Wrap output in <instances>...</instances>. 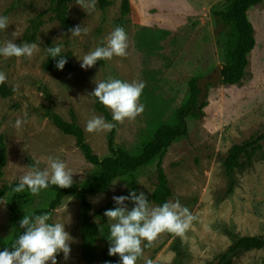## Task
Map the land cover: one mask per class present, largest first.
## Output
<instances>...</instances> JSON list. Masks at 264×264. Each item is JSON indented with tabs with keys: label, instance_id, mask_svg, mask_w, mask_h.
<instances>
[{
	"label": "rangeland",
	"instance_id": "obj_1",
	"mask_svg": "<svg viewBox=\"0 0 264 264\" xmlns=\"http://www.w3.org/2000/svg\"><path fill=\"white\" fill-rule=\"evenodd\" d=\"M52 0H0V15L7 16L9 25L0 30L2 46L15 33V43H25L24 35L31 20L46 10ZM233 0H131L132 13L126 24L120 26L121 0H112L106 8L84 10L74 0L68 6L72 27H86L87 33L71 37L69 29L57 20L47 17L36 41L38 49L29 57L0 55V71L7 76L5 83L12 89L9 95L0 91V132L7 148V163L0 174L3 183L19 181L31 170L27 156L41 160L40 168L48 167L47 157H58L73 173L74 182H82L94 172L78 149L73 136L63 133L52 121L42 115L48 99L40 86L46 85L52 94L55 110L70 119V109L76 112L78 122L94 152L103 157L108 153V131L89 133L86 123L93 116H102L99 100L90 93L95 82L109 77L126 82H144L148 87L146 100L139 98L144 110L135 119L118 123L117 142L133 150L144 139L145 129L153 119L158 124L173 122L176 111L189 100V82L210 78L217 67L229 60L235 43V29L220 21L214 12L229 8ZM255 28L256 45L249 54L246 75L239 84L208 83L207 105L197 118H187L188 133L175 140L162 158L169 185L173 191L169 202L178 199L182 206L197 217L184 238L164 232L152 246L144 247L137 264L152 259L155 264H216L218 258L232 243L233 235H264V141L253 154L240 159L236 168V184L227 193L229 183L225 157L230 147L242 143L255 133L264 131V0L248 10ZM117 26L123 27L128 37L126 56L97 61L87 70L78 60L98 46ZM139 26L169 29L171 34L161 41L162 49L146 59L134 42ZM31 44V43H30ZM62 46L70 54L73 69L47 70V47ZM147 65L158 71L156 84L143 75ZM17 87V91L13 88ZM200 90V89H199ZM157 95L156 104L150 98ZM154 99V98H151ZM111 114V110L105 107ZM27 113V116H25ZM22 124L15 126L16 120ZM157 160L132 175L129 181L117 178L104 192L89 196L93 210L91 219L98 225L111 221L100 219L96 212L115 196H128L135 190L144 193L151 206H159L153 198L157 187ZM129 209L133 202L125 200ZM82 206L76 195L64 198L55 210L51 222L65 224V230L74 238L70 243L69 259L61 252L58 264H90L82 257ZM14 226L4 199H0V249L10 240ZM147 244V242H144ZM97 252L106 246L104 238L97 242ZM50 264V262H49ZM96 264H105L100 256ZM228 264H264V248L243 250Z\"/></svg>",
	"mask_w": 264,
	"mask_h": 264
},
{
	"label": "trees",
	"instance_id": "obj_2",
	"mask_svg": "<svg viewBox=\"0 0 264 264\" xmlns=\"http://www.w3.org/2000/svg\"><path fill=\"white\" fill-rule=\"evenodd\" d=\"M74 0H52L50 6L39 12L30 23L24 40L27 43L36 41L37 35L42 24L47 17L51 20H57L64 28L69 29L72 24L68 16V6ZM263 0H233L229 8L217 10L214 15L223 23L233 25L235 29V43L231 50L229 60L222 65V83L226 85L239 84L244 76L249 64V54L256 45L255 28L249 19L248 10L261 3ZM99 7L106 8L112 4V0H97ZM131 0H121L120 17L117 24L124 26L128 16L132 13ZM171 34L169 29L153 28L150 26H139L134 34V42L136 47L144 52L146 59L158 53L162 49L161 41L166 39ZM0 46L2 42L0 39ZM67 63L64 69L72 70L73 63L70 54H65ZM59 57H50L47 53V59L44 67L47 70H59L55 64ZM143 75L151 84H156L158 81V71L151 69L147 65L143 68ZM189 100L181 106L175 113L173 122H164L158 124V120L153 119L145 129L144 139L133 150L127 149L117 142L118 123L112 120L111 114L101 103L98 108L103 112L106 119L115 126L108 131L107 148L108 153L101 157L96 154L92 146L87 141L84 131L80 126L76 112L73 108L70 109V119L63 118L56 110L54 100L50 89L46 85H41L40 89L44 92L48 99V105L41 110L43 116L48 117L52 123L63 133L71 135L75 139L76 146L82 153L87 162L93 165L94 172L92 175L84 179L82 182H74L69 188H58L55 185H49L48 188L42 189L38 195H33L27 188L21 193H14L12 188L19 182L3 183L0 186V199L6 201L10 222L13 224V234L11 240L2 248L11 247L23 229L20 228L19 221L25 214H42L48 212L53 216L55 210L62 204L65 197L76 195L81 200L82 206V257L90 264H96L101 256L103 262H111V264H119V256H109V239L110 234L109 224L98 225L91 219L93 210L89 196L106 191L112 183L119 177H124L127 181L132 178V175L139 170L145 168L150 163L157 160L156 178L157 187L154 191L153 198L157 204L162 205L169 202L173 195V191L169 185V180L162 164V158L167 153L172 143L180 137L188 133L187 118L189 116L201 117L203 108L207 105L204 101L198 109V99L200 90L197 84V79L192 78L189 82ZM0 91L3 95H9L12 89L6 85H2ZM150 89L144 87L141 99L146 100ZM150 98V101L156 104L157 96ZM264 141V131L258 132L250 136L242 143L235 144L229 148L225 157V166L228 173L229 183L227 185V193L233 192L236 184L235 171L240 164V159L246 156L248 160L252 159L253 154L262 146ZM27 161L32 167L35 161L31 156H27ZM7 163V148L4 135L0 132V174L2 173ZM117 205L112 200L105 206L101 207L96 215L107 221L104 216L106 209H111ZM49 223H52L51 220ZM170 235H174L169 233ZM99 238H104L106 246L101 252H97V242ZM264 235H233L232 243L228 249L220 255L216 264H228L231 258L243 250L263 249Z\"/></svg>",
	"mask_w": 264,
	"mask_h": 264
},
{
	"label": "clouds",
	"instance_id": "obj_3",
	"mask_svg": "<svg viewBox=\"0 0 264 264\" xmlns=\"http://www.w3.org/2000/svg\"><path fill=\"white\" fill-rule=\"evenodd\" d=\"M77 4L87 10L95 7V0H77ZM8 25V17L0 15V30H6ZM69 32L71 37H79L82 33H87V28L76 25ZM13 37L0 46V55L31 58L37 51V44H17L14 42L15 33ZM127 47V34L123 27L117 26L105 37L103 46L96 47L78 59L82 61L80 67L87 70L94 67L97 61L111 60L113 56H126ZM46 51L50 57H59L55 67L63 70L68 61L62 55V46L54 44L47 47ZM6 79V74L0 71V84L5 83ZM95 84L96 87L90 94L111 110L113 121L123 123L125 119H135L143 112L144 105L139 103V98L145 87L144 82L129 83L109 77L106 81ZM17 90V87L13 88V91ZM21 124L22 121L17 119L15 126L19 128ZM114 126L102 116H93L87 121L85 130L89 133L110 131ZM40 164L41 160H36L31 170L20 177L19 182L12 188L14 193H21L27 188L33 195H38L50 184L58 188H69L73 185V173L58 157H47L48 167L44 169L40 168ZM112 199L117 206L104 212L107 220L112 222L109 225L108 255H118L119 264H137L138 259L143 256L144 247L152 246L164 232L184 238L192 222L197 219L178 199L175 203L165 202L159 206H151L144 193L137 196L135 190H131L128 196L114 195ZM125 200L133 202L131 209L125 205ZM51 219L48 212L25 214L19 221L23 232L15 240L11 250L5 248L0 251V264H58L57 256L61 252L65 260L69 259L70 243L74 238L65 230L64 223H49ZM105 264L111 262L106 261ZM145 264H155V261L147 259Z\"/></svg>",
	"mask_w": 264,
	"mask_h": 264
},
{
	"label": "water",
	"instance_id": "obj_4",
	"mask_svg": "<svg viewBox=\"0 0 264 264\" xmlns=\"http://www.w3.org/2000/svg\"><path fill=\"white\" fill-rule=\"evenodd\" d=\"M210 82L214 84L222 82L221 67H217L210 78L205 77L197 81L198 87L200 89L199 99L197 102L198 109L201 107L207 97L208 83Z\"/></svg>",
	"mask_w": 264,
	"mask_h": 264
}]
</instances>
